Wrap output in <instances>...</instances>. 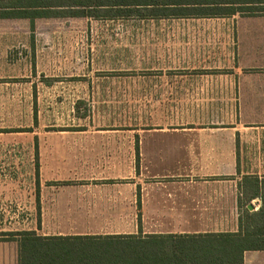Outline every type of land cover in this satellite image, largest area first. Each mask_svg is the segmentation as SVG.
Here are the masks:
<instances>
[{
  "label": "crops",
  "instance_id": "obj_1",
  "mask_svg": "<svg viewBox=\"0 0 264 264\" xmlns=\"http://www.w3.org/2000/svg\"><path fill=\"white\" fill-rule=\"evenodd\" d=\"M142 19L140 129L34 132L38 178L0 179V264H128L129 237L141 264H228L223 234L264 235V12ZM169 236L172 260L151 247Z\"/></svg>",
  "mask_w": 264,
  "mask_h": 264
},
{
  "label": "rangeland",
  "instance_id": "obj_2",
  "mask_svg": "<svg viewBox=\"0 0 264 264\" xmlns=\"http://www.w3.org/2000/svg\"><path fill=\"white\" fill-rule=\"evenodd\" d=\"M146 30L137 17L0 19L7 45L0 67V179L18 181L6 190L28 189L34 179V132L140 129L139 48ZM13 223L1 220L0 228Z\"/></svg>",
  "mask_w": 264,
  "mask_h": 264
},
{
  "label": "trees",
  "instance_id": "obj_3",
  "mask_svg": "<svg viewBox=\"0 0 264 264\" xmlns=\"http://www.w3.org/2000/svg\"><path fill=\"white\" fill-rule=\"evenodd\" d=\"M264 12V0H0V18H28L33 24L40 17H93V18H159L174 16H224L235 13L256 14ZM37 156V154H36ZM38 178V164H35ZM250 229L243 233L223 234L222 242L229 247L228 264H242L244 249H255L264 245V235L254 229L253 218L248 217ZM264 224V220H263ZM13 232H1L11 238ZM29 235L28 232H23ZM170 238L154 239L151 245L156 252H166L168 259L175 258L177 243ZM158 241V242H157ZM221 241V240H219ZM37 242V241H36ZM109 242V241H106ZM127 263L141 264L144 247L139 239L127 238ZM44 244L43 241H41ZM87 244H99L87 241ZM96 248V247H95ZM94 254V251H92ZM181 254L180 252L178 253ZM187 257V256H186ZM156 262V258L153 261ZM33 264H46L43 259H34ZM85 264H106L92 258ZM111 264V261H108Z\"/></svg>",
  "mask_w": 264,
  "mask_h": 264
}]
</instances>
